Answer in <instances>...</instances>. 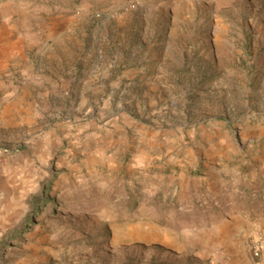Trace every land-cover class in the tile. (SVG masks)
Returning <instances> with one entry per match:
<instances>
[{
  "label": "rangeland",
  "instance_id": "obj_1",
  "mask_svg": "<svg viewBox=\"0 0 264 264\" xmlns=\"http://www.w3.org/2000/svg\"><path fill=\"white\" fill-rule=\"evenodd\" d=\"M0 264H264V0H0Z\"/></svg>",
  "mask_w": 264,
  "mask_h": 264
}]
</instances>
